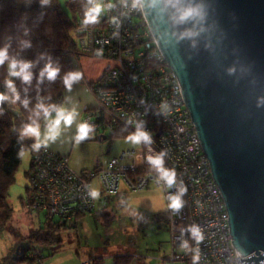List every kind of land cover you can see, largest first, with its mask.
I'll list each match as a JSON object with an SVG mask.
<instances>
[{
    "label": "built area",
    "instance_id": "built-area-1",
    "mask_svg": "<svg viewBox=\"0 0 264 264\" xmlns=\"http://www.w3.org/2000/svg\"><path fill=\"white\" fill-rule=\"evenodd\" d=\"M99 2L102 24L77 27L78 48L80 54L109 58L112 65L90 85L96 105L86 109L82 122L99 133L143 129L151 135V143L142 142L139 148L123 150L94 169L81 171L70 166L68 154L42 146L32 157L24 204L50 219L70 223L96 211L95 178L105 198L120 194L122 182L125 192L162 189L168 201L170 250L158 264H193L194 258L195 264H243L244 255L232 242L224 196L141 1ZM162 152L163 167L176 172L171 187L149 161ZM175 197L182 201L178 209L170 207ZM27 254L44 258L43 250L33 247ZM77 264L92 261L85 258Z\"/></svg>",
    "mask_w": 264,
    "mask_h": 264
},
{
    "label": "water",
    "instance_id": "water-1",
    "mask_svg": "<svg viewBox=\"0 0 264 264\" xmlns=\"http://www.w3.org/2000/svg\"><path fill=\"white\" fill-rule=\"evenodd\" d=\"M140 1L224 196L232 242L243 264H264V0Z\"/></svg>",
    "mask_w": 264,
    "mask_h": 264
},
{
    "label": "rangeland",
    "instance_id": "rangeland-1",
    "mask_svg": "<svg viewBox=\"0 0 264 264\" xmlns=\"http://www.w3.org/2000/svg\"><path fill=\"white\" fill-rule=\"evenodd\" d=\"M59 1L66 6L67 0ZM65 130L64 127L63 135ZM131 134L134 133L110 136L108 131L99 133L92 129L90 135H97V140L77 141L75 136L72 141H68L70 166L81 161L87 165V169H94L91 166L96 158L97 164H100L120 155L123 150L141 147L142 143L133 145L127 140ZM31 158L32 152L28 148L23 153L15 182L10 188L9 200L14 214L0 229V260L13 259L31 245L43 250L44 254V258H36L34 264H77L91 254L102 256L104 264H115V256L119 254L131 255V264H158L169 252L170 231L166 221L159 217L168 209L165 192L162 189L125 192L124 182L120 185L121 193L99 200L95 212L80 216L74 226L57 229L55 243L42 244L35 241L31 235L46 224V215L42 211L30 210L24 204L29 192L26 185L29 184L27 171ZM93 185L98 192V178L94 179ZM18 264L32 263L30 260H22Z\"/></svg>",
    "mask_w": 264,
    "mask_h": 264
},
{
    "label": "trees",
    "instance_id": "trees-1",
    "mask_svg": "<svg viewBox=\"0 0 264 264\" xmlns=\"http://www.w3.org/2000/svg\"><path fill=\"white\" fill-rule=\"evenodd\" d=\"M92 4L91 0H67L66 6L59 0H50L47 4H43L41 0H0V48L8 46L10 55L34 62L31 83H24L19 77H9L7 62L0 66V92L7 91L5 82L12 79L20 93L21 101L25 98L29 100L27 108L19 101L15 104L5 101L0 105V229L14 214L13 205L9 200L10 188L15 182V174L23 153L29 148L33 157L37 151L33 147L37 141L33 137L22 136L20 130L37 103L63 105L67 87L64 77L74 73L75 55H81L76 28L102 24L101 13L95 23H85V12ZM25 41H30L31 46L24 47ZM42 54L43 58H40ZM49 62L59 68L58 75L54 81H49L46 76L41 80L40 72ZM42 122L43 120L40 121ZM130 132L123 129L120 133L114 131L110 136L128 135ZM33 167L31 158L28 175ZM76 221L61 222L46 215V224L40 226L31 237L42 244H53L56 242L55 231L67 225L74 226ZM131 257L129 254L116 255L115 264H131ZM89 258L92 264H104L102 256L91 254ZM35 259L26 253L22 258L0 260V264H18V261L22 260H30L34 264Z\"/></svg>",
    "mask_w": 264,
    "mask_h": 264
},
{
    "label": "clouds",
    "instance_id": "clouds-1",
    "mask_svg": "<svg viewBox=\"0 0 264 264\" xmlns=\"http://www.w3.org/2000/svg\"><path fill=\"white\" fill-rule=\"evenodd\" d=\"M43 4H47L50 0H41ZM102 11V5L99 0H96L90 9L85 12V23H95L97 17ZM24 47H30V41H25L23 43ZM40 58H43V54ZM7 62L8 76L9 77H19L24 83H31L33 79V73L31 69L34 66V62L31 60L17 59L15 56L9 54L8 46L0 48V66H4ZM59 68L54 67L51 62H49L40 72V79L46 76L49 81H54L58 75ZM80 73H70L64 77V83L70 90L72 87V82L80 78ZM6 92H0V105L5 101H10L12 104L18 101L23 104L25 108L29 105V100L27 98L21 101L20 93L16 88V85L12 79L6 80ZM55 113V115H53ZM0 114H2V109H0ZM76 117L75 110H68L63 106H58L55 104L46 105L43 102L37 103L32 113L29 116L28 121L21 128V135L27 137H36L37 142L33 145L36 150H39L41 144H48L49 141H54L60 134L61 125L64 127H70ZM43 120L46 124L45 132L43 134V139H41V123ZM92 131L91 126L87 122L80 123L78 125L77 141L87 137ZM127 140L133 145H139L142 142L151 143V135L143 130L139 129L127 137ZM163 156L162 152L156 157H149L151 164L155 165L161 172V178L166 181L169 187H171L176 182V172L174 170L165 169L163 167ZM96 193H93L95 195ZM182 206V201L179 197L172 199L170 207L180 208ZM193 235L197 236V232L193 229ZM199 239V237L197 236ZM194 258L193 264H195Z\"/></svg>",
    "mask_w": 264,
    "mask_h": 264
},
{
    "label": "crops",
    "instance_id": "crops-1",
    "mask_svg": "<svg viewBox=\"0 0 264 264\" xmlns=\"http://www.w3.org/2000/svg\"><path fill=\"white\" fill-rule=\"evenodd\" d=\"M112 63V60L105 59L102 57H93L88 54H81L79 57H77L74 60V72L80 73V78L78 80H75L72 82V87L69 90L67 87L64 92V100H63V107H65L68 110H75L76 117L73 121V124L70 127H65L66 132L65 135L64 132H62L64 126L61 125L62 130L60 131L59 136L54 141H49L48 144H41V146H48L51 149L64 153V154H70V146H68V141H72L75 136H77L78 133V125L82 123V114L86 108L93 107L96 105L95 98L91 92L90 84L97 80L103 72L106 70L107 67H109ZM46 124L43 121L41 123V139H43V134L45 132ZM36 141L37 138L33 137ZM107 138V137H104ZM77 139V138H76ZM97 140V135H88L82 140ZM108 160V159H106ZM105 163V162H104ZM102 164V163H100ZM99 163L97 164V158L95 163L92 164L91 167H97ZM75 170H83L87 169V165L84 162L77 161V163H73L71 165ZM31 167V163H30ZM30 169V168H29ZM28 187V184L26 185V188ZM98 192H96L98 201L102 198H105L100 190V185L98 186ZM151 190V189H149ZM146 191V190H145ZM98 193V194H97ZM119 195V194H118ZM160 219H164L166 221V225L168 226V214L163 213L162 215H159ZM58 246V245H57ZM33 247L27 246V250H25V254L27 253L28 249ZM21 258L22 255L18 254L15 256V258Z\"/></svg>",
    "mask_w": 264,
    "mask_h": 264
}]
</instances>
